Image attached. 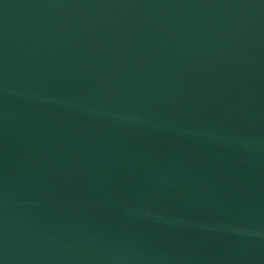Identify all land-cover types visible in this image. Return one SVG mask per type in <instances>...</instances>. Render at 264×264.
<instances>
[{"label":"water","instance_id":"95a60500","mask_svg":"<svg viewBox=\"0 0 264 264\" xmlns=\"http://www.w3.org/2000/svg\"><path fill=\"white\" fill-rule=\"evenodd\" d=\"M100 264H264V0H173Z\"/></svg>","mask_w":264,"mask_h":264}]
</instances>
